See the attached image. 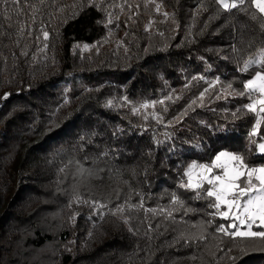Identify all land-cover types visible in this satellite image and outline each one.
Wrapping results in <instances>:
<instances>
[{"label": "trees", "instance_id": "obj_1", "mask_svg": "<svg viewBox=\"0 0 264 264\" xmlns=\"http://www.w3.org/2000/svg\"><path fill=\"white\" fill-rule=\"evenodd\" d=\"M261 23L215 0L0 4V264H264L230 260L229 221L178 187L221 150L264 164L222 91Z\"/></svg>", "mask_w": 264, "mask_h": 264}, {"label": "snow or ice", "instance_id": "obj_2", "mask_svg": "<svg viewBox=\"0 0 264 264\" xmlns=\"http://www.w3.org/2000/svg\"><path fill=\"white\" fill-rule=\"evenodd\" d=\"M8 2L9 0H0V4ZM11 2L17 4L19 0H11ZM215 2L223 10L231 12L235 9L253 20L259 17L261 21H264V0H215ZM40 3H43V0H40ZM164 15L168 14L164 13ZM259 26L264 31V23ZM43 35L47 39L46 31ZM252 43L254 41L249 42V47ZM261 43L264 44V41ZM254 67L256 70L250 78L241 82L239 90L232 87V82L222 88V91H226L233 98L240 96L247 99L248 102L236 111L244 114L251 113L255 118L254 127L249 133L250 144H256L252 137L258 134V130L264 124V47L260 48L256 57L245 60L239 70L249 72ZM215 83H219V77L213 82ZM207 91L208 89H205L200 94L198 98L200 101H203L204 93ZM216 98L221 97L218 95ZM224 98L227 99V95ZM196 103V100L192 101V104ZM200 106L203 107V104L201 103ZM232 115L238 118L236 112ZM261 139L264 140V137ZM257 148L258 154L264 155V142L259 143ZM178 187L194 193L193 199L208 200L207 207L215 210L209 215L219 216L229 221L227 226L218 225L216 231L229 237L233 242L228 249L229 252L233 247L237 250L238 255L230 256V260L235 261L253 253L264 254V164L256 165L246 162V156L242 152L221 150L215 153L209 162L200 163L193 160L187 164L181 172ZM172 200L173 203L183 204V201H180L174 193ZM93 203L95 205V202ZM98 207H104V205H98ZM222 208L225 210H221ZM168 215L171 216V213L169 212Z\"/></svg>", "mask_w": 264, "mask_h": 264}, {"label": "built area", "instance_id": "obj_3", "mask_svg": "<svg viewBox=\"0 0 264 264\" xmlns=\"http://www.w3.org/2000/svg\"><path fill=\"white\" fill-rule=\"evenodd\" d=\"M253 120H255V118ZM253 125H254V121H253V123L251 125V128L249 129V133H250L251 129L253 128ZM252 139H255L256 143H260V142L264 141V140H257L255 137H252Z\"/></svg>", "mask_w": 264, "mask_h": 264}, {"label": "rangeland", "instance_id": "obj_4", "mask_svg": "<svg viewBox=\"0 0 264 264\" xmlns=\"http://www.w3.org/2000/svg\"><path fill=\"white\" fill-rule=\"evenodd\" d=\"M264 142V141H263ZM260 143H262V142H260ZM225 151H227V150H225Z\"/></svg>", "mask_w": 264, "mask_h": 264}]
</instances>
